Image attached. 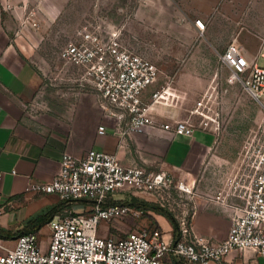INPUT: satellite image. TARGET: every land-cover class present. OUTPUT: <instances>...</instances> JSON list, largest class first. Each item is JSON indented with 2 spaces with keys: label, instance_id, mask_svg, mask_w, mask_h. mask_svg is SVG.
Returning <instances> with one entry per match:
<instances>
[{
  "label": "built area",
  "instance_id": "obj_1",
  "mask_svg": "<svg viewBox=\"0 0 264 264\" xmlns=\"http://www.w3.org/2000/svg\"><path fill=\"white\" fill-rule=\"evenodd\" d=\"M91 15L65 36L63 44L55 46L53 56L61 71L71 66L78 72L73 80L84 86L83 93L91 94L103 115L111 120L119 144H127L126 137L132 138L148 128L166 130L171 135L191 134L193 124L185 119H158L156 103L162 90H152L148 95L158 78L151 57L127 45L121 30L107 18ZM194 23L201 30L205 27L201 18H195ZM260 56L264 57V52ZM219 57L231 70L229 81L239 79L255 96L264 93V66L250 60L236 42H229ZM261 121L251 155L245 164H238L242 170L232 196L226 201L227 194L222 191L213 195L215 199H225L223 204L230 213V225L223 238L195 233L190 221L194 209L186 217L173 214L179 229L175 240H165L155 223L143 219L122 235L101 233V228L108 229V221L142 212L128 203L111 202L114 194L153 199L170 210V203L164 201L169 200L172 189L188 192L191 187L183 179L174 180L165 170L148 169L137 162L124 164L116 153L92 147L82 156L63 152L51 179L27 182L26 190L56 195L58 204L44 223L48 229L44 241L39 235L42 226L15 235L12 245L4 244L0 238V264H174V260L205 264L249 248L264 256ZM96 130L105 134L106 125L100 123ZM1 178L0 172V182ZM9 204V200L0 203V214Z\"/></svg>",
  "mask_w": 264,
  "mask_h": 264
},
{
  "label": "crops",
  "instance_id": "obj_2",
  "mask_svg": "<svg viewBox=\"0 0 264 264\" xmlns=\"http://www.w3.org/2000/svg\"><path fill=\"white\" fill-rule=\"evenodd\" d=\"M110 1L0 0V203L10 201L6 206L8 209L0 214L2 227H10L35 214L37 207L44 210L58 202V197L53 194L37 198L32 191L26 190V184L29 180L51 179L58 170L59 158L65 151L82 156L89 148L94 147L116 153L124 164H141L148 160L144 157L145 154H140L142 137L151 144L168 141L170 148L164 163L159 164L160 169L186 181L190 174L188 157L181 158L178 151L182 153L188 143L198 136L196 146L202 153L207 146L199 136L203 137L205 131L210 135L215 134V130H206L204 126H201L202 129L198 132L193 127L191 134L175 135L166 130L148 128L130 139V147L128 144H119L118 136L112 132L111 120L103 115L94 98L87 93L72 92L74 97H68L65 107L61 110L47 106L43 113H33L29 110L36 102L38 74L59 67L53 61L49 62L50 52L47 53L45 47L54 46L58 38L69 36L86 15L100 6L109 4ZM224 4L237 9L244 7L245 1L210 0L208 7L215 10L216 14V8H222ZM163 9L165 6L155 0H140L129 19L138 25L140 33L145 34L144 28L153 24L154 27L151 28L157 31L153 32L154 34L164 35L169 39H172L174 30V34L183 38L190 24L195 30L202 31L194 20L189 19V13L184 11L187 9L184 6L181 9V17L176 20L168 19L169 16L165 13H159L156 18L152 16L157 10ZM215 17L209 18L208 13L197 12L195 18L204 21L205 29L210 22L216 23ZM161 19L165 20L162 22ZM175 96V92L167 90L161 100H173ZM173 114L174 110L166 106L164 117L158 119H178ZM100 123L106 125L105 134L97 133L96 129ZM142 165L148 169H156L153 164ZM113 197L111 202L125 203L130 200L126 193H116ZM214 205L215 208L206 204L197 206L190 221L195 233L220 239L227 233L231 221L230 213L223 203L215 201ZM152 214L154 223L163 233L165 240L171 241L173 227L168 217L160 212ZM205 264H264V256L249 248L230 252L221 261H208Z\"/></svg>",
  "mask_w": 264,
  "mask_h": 264
},
{
  "label": "rangeland",
  "instance_id": "obj_3",
  "mask_svg": "<svg viewBox=\"0 0 264 264\" xmlns=\"http://www.w3.org/2000/svg\"><path fill=\"white\" fill-rule=\"evenodd\" d=\"M155 1L165 6V9L153 13L154 18L159 13H165L169 16L168 19L176 20L181 17V9L184 6L187 8L184 11L189 13L190 20L195 19L197 12H206L209 18L216 16V23L210 22L201 32L190 24L183 38L179 34H174V30L171 34L172 39H169L164 35L154 34L157 31L151 28L154 27L153 24L144 28L145 34L140 33L138 25L129 19L140 0H111L109 4L94 9L90 14L94 17L107 18L113 27L121 30L127 45L151 57L158 70V78L150 87L148 95L152 90H162L160 94L167 90L175 92L176 96L173 100L162 102L158 98L157 117H164L167 106L174 110L175 118L192 122L197 132L202 129L201 126L206 127V130H215L214 135L204 130L205 135L199 136L207 146L202 153L196 146L198 136L188 143L182 153L178 151L181 158L188 157L190 174L186 177V183L191 189L188 192L172 189L168 196L169 200H165L164 203H170L173 214L182 213L186 217L199 205L206 204L215 208V201L223 203L225 199L213 198L218 191L227 194L226 201L230 199L235 181L238 180L242 170L238 168V164H245L256 143V137L259 136L258 126L261 120L264 121V93L255 96L239 79L229 81L231 70L221 61L219 54L229 42L234 41L250 60L264 66V57L260 56V53L264 52V0H244L245 6L237 9L229 8L224 4L222 8H216V14L215 10L208 7L210 0ZM89 15H86V18H90ZM164 20L161 19L162 22ZM64 39L65 37H60L54 46L45 47L47 53L50 52L49 62L53 61L55 65L60 63L55 61L53 49L56 45L63 44ZM66 69L67 71H61L60 67H56L54 70L38 74L36 102L29 108L31 112L43 113L46 106L61 110L65 107L67 98L74 97L72 92L83 93L84 86L73 80L78 72L71 66ZM84 96L88 97V95ZM130 139L126 137L129 147ZM169 148L168 141L151 144L142 137L140 154H145L144 157L148 160L140 163L153 164L156 169H160L159 164L164 163ZM229 177L232 181L228 179ZM173 179L177 180L179 177L173 176ZM34 194L37 198L45 196ZM138 198L146 200L143 197ZM147 201L158 203L153 199ZM39 210L43 209L37 207L35 212ZM153 212L146 210L139 216L127 215L120 219H112L107 222L108 229L101 228L100 232L122 235L142 219L154 224ZM26 218L10 227H4L13 234L6 238L0 236L4 244L12 245L15 235L23 228ZM47 231L46 225H42L39 230L42 241L46 239Z\"/></svg>",
  "mask_w": 264,
  "mask_h": 264
},
{
  "label": "trees",
  "instance_id": "obj_4",
  "mask_svg": "<svg viewBox=\"0 0 264 264\" xmlns=\"http://www.w3.org/2000/svg\"><path fill=\"white\" fill-rule=\"evenodd\" d=\"M125 203H128L129 205H132L138 209H141L142 211L146 212V210H152L154 212H160L163 213L168 217L170 220L172 227H173V239L175 240L179 235V229H178V222L176 218L173 215V212L169 210L167 207L161 206L158 203L139 199L137 197H132L129 201H125ZM58 203L53 204L49 206L48 208L38 211L35 214L27 217L23 223V228L20 229L18 234L24 233L27 231H31L33 229L40 228L45 222H47L52 214L54 213L56 206ZM12 231L9 229H5L4 227L0 226V236L3 238L11 237ZM174 264H181L178 261L174 260Z\"/></svg>",
  "mask_w": 264,
  "mask_h": 264
},
{
  "label": "bare ground",
  "instance_id": "obj_5",
  "mask_svg": "<svg viewBox=\"0 0 264 264\" xmlns=\"http://www.w3.org/2000/svg\"><path fill=\"white\" fill-rule=\"evenodd\" d=\"M165 91L162 92L160 95H159V100H161L163 98V95H164Z\"/></svg>",
  "mask_w": 264,
  "mask_h": 264
}]
</instances>
